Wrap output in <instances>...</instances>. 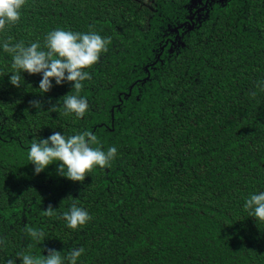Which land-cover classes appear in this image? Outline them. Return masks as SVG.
Returning a JSON list of instances; mask_svg holds the SVG:
<instances>
[{
    "label": "trees",
    "instance_id": "obj_1",
    "mask_svg": "<svg viewBox=\"0 0 264 264\" xmlns=\"http://www.w3.org/2000/svg\"><path fill=\"white\" fill-rule=\"evenodd\" d=\"M189 5L27 0L20 21L0 32V264L73 248L84 249L77 264H264V223L244 209L264 191V0H213L199 20L201 5ZM57 29L111 40L86 69L89 107L79 119L63 115L70 83L53 80L43 94L42 74L22 73L19 89L9 82L3 42L43 47ZM83 131L117 148L109 167L83 183L58 176L57 164L34 174L33 142ZM73 203L92 218L76 230L62 218Z\"/></svg>",
    "mask_w": 264,
    "mask_h": 264
},
{
    "label": "clouds",
    "instance_id": "obj_2",
    "mask_svg": "<svg viewBox=\"0 0 264 264\" xmlns=\"http://www.w3.org/2000/svg\"><path fill=\"white\" fill-rule=\"evenodd\" d=\"M27 0H0V32L16 25L21 19V10ZM110 38H103L95 32L80 33L64 29H57L47 34L43 47L39 42H32L26 46L23 41L12 43L11 38L2 44L3 51L11 55L13 72L9 82L20 88L22 73L29 75L42 74L39 89L43 94L48 93L56 85L70 83L75 94L64 96L63 115H75L82 118L88 110L86 98L80 95L84 82L91 79L86 69L98 63L101 54L108 51ZM255 95V92L252 93ZM33 108L41 109L39 100L30 101ZM57 105H52L49 112H56ZM100 144L98 137L91 131H83L71 136H64L60 132H53L46 139L33 142L28 151V161L34 166V174L39 175L48 166L57 164L56 174L73 182L83 183L97 166L101 169L109 167L117 155L115 146L106 151ZM244 209L256 221L264 223V191L251 194L244 204ZM43 214L48 217L55 215V210L49 204ZM67 227L76 230L86 225L92 218L89 213L73 203L70 210L62 217ZM27 236L35 243L44 240V232L33 227H26ZM4 240L0 239V244ZM48 254L32 255L18 253L21 264H77L84 253L83 248H73L67 256L55 249H47ZM7 264H15L9 259Z\"/></svg>",
    "mask_w": 264,
    "mask_h": 264
},
{
    "label": "water",
    "instance_id": "obj_3",
    "mask_svg": "<svg viewBox=\"0 0 264 264\" xmlns=\"http://www.w3.org/2000/svg\"><path fill=\"white\" fill-rule=\"evenodd\" d=\"M203 1H204V0H190L189 8L191 9V8H195L197 5H201V7L198 8V9L195 11V13H197V11L205 9V8L208 6L209 2H210V1H213V0H205V3H203ZM220 1H221V0H220ZM202 4H203V5H202ZM200 18H201V17H200ZM192 19H193V15L190 17V21H191ZM197 19H198V16H197ZM198 20H199V19H198ZM183 25H184V24H183ZM183 25H181V26H179V27H182ZM191 25H193V23L190 24V26H188V30L192 29V26H191ZM174 31L177 32V28H175ZM129 94H130V93H128L127 95H129Z\"/></svg>",
    "mask_w": 264,
    "mask_h": 264
},
{
    "label": "flooded vegetation",
    "instance_id": "obj_4",
    "mask_svg": "<svg viewBox=\"0 0 264 264\" xmlns=\"http://www.w3.org/2000/svg\"><path fill=\"white\" fill-rule=\"evenodd\" d=\"M203 3H205V1H203ZM202 5H203V4H202ZM203 10H204V9H203ZM203 10H199V11H197V13H195V14H197V16H198V19H200V17L202 16V15H201V12H202ZM195 14H193V17H194Z\"/></svg>",
    "mask_w": 264,
    "mask_h": 264
},
{
    "label": "rangeland",
    "instance_id": "obj_5",
    "mask_svg": "<svg viewBox=\"0 0 264 264\" xmlns=\"http://www.w3.org/2000/svg\"><path fill=\"white\" fill-rule=\"evenodd\" d=\"M205 1V0H204Z\"/></svg>",
    "mask_w": 264,
    "mask_h": 264
}]
</instances>
